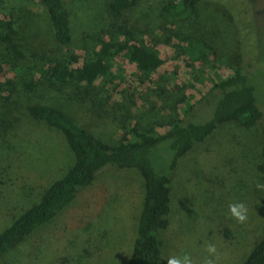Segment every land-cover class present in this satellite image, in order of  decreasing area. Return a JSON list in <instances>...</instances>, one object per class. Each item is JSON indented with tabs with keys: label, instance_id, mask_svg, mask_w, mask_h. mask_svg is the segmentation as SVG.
I'll use <instances>...</instances> for the list:
<instances>
[{
	"label": "rangeland",
	"instance_id": "obj_1",
	"mask_svg": "<svg viewBox=\"0 0 264 264\" xmlns=\"http://www.w3.org/2000/svg\"><path fill=\"white\" fill-rule=\"evenodd\" d=\"M172 0H143L130 28L156 50L161 66L143 76L127 58L116 57L113 73L121 94L108 98L103 81L78 86L72 96L49 101L78 120L96 138L116 146L122 138L162 130L189 117L210 120L214 100L206 96L218 76L237 68L247 74L264 111V0H201L193 16L165 22L161 7ZM105 0H67L72 39L59 45L40 0H0V21L14 20L16 35L37 39L41 60L58 59L71 69L86 68L99 40L108 33ZM176 35V36H175ZM203 39L217 51L207 62L192 60L188 41ZM76 58V62L71 60ZM0 89L14 79L10 59L1 62ZM82 92L81 101L75 96ZM123 92V93H122ZM68 98V99H67ZM90 98L92 104L85 99ZM96 105V106H95ZM197 108L183 117L182 108ZM15 133V132H14ZM0 146V232L73 163L64 137L46 125H25ZM264 120L249 130L226 124L178 163L171 182L170 227L163 234L160 264L190 256L193 264H240L264 232L262 165ZM171 153L164 145L150 154L158 173L167 174ZM251 192V195H248ZM144 186L133 169L104 168L94 182L52 221L37 229L0 264H127L137 237ZM243 203L247 220L238 222L229 205ZM214 245L216 253L209 254Z\"/></svg>",
	"mask_w": 264,
	"mask_h": 264
},
{
	"label": "trees",
	"instance_id": "obj_2",
	"mask_svg": "<svg viewBox=\"0 0 264 264\" xmlns=\"http://www.w3.org/2000/svg\"><path fill=\"white\" fill-rule=\"evenodd\" d=\"M200 1L172 0L161 7L160 15L168 23L186 20L194 15ZM40 2L46 10L55 42L68 45L72 30L67 0ZM142 4L143 0H105L108 33L105 39L98 41L84 69H71L66 62L56 58L44 62L36 38L16 35L13 19L0 21V72L1 62L5 59L11 60L16 71L5 91L0 89V146L14 143L8 134H16L24 122L30 127L46 125L61 134L73 155V163L66 173L46 188L37 203L22 210L0 232V263L37 229L68 207L80 190L94 182L99 172L110 167L136 170L143 179V205L137 237L127 264H160L164 247L162 236L170 227L172 175L178 163L223 125L235 123L249 130L263 122L264 111L256 103L254 90L247 84V74L241 68L235 69L230 76H218L206 94L214 100L210 120L196 124L191 117L183 118L158 133H139L132 128L135 139L130 141L124 137L116 146L96 138L78 120L49 104L50 100L64 96L74 98L72 91L75 88H91L98 81L104 82L102 92L108 98L121 94L118 87L122 83L112 71L115 58L119 56L127 58L145 77L156 72L162 63L158 52L130 28L133 14ZM187 43L192 60L205 63L209 56L220 57L203 39ZM71 60L76 62L75 57ZM79 95L83 93L75 96L76 101L82 100ZM86 101L87 104L94 103L90 98ZM196 108L194 105L182 108L183 117ZM161 145L171 153L167 174L156 172L150 159L151 152ZM261 150L263 161L258 170L264 183V143ZM262 193L264 195V189ZM240 264H264V232Z\"/></svg>",
	"mask_w": 264,
	"mask_h": 264
},
{
	"label": "clouds",
	"instance_id": "obj_3",
	"mask_svg": "<svg viewBox=\"0 0 264 264\" xmlns=\"http://www.w3.org/2000/svg\"><path fill=\"white\" fill-rule=\"evenodd\" d=\"M257 188L264 189V184H257ZM229 211L238 222L244 223L247 220V208L243 203L230 204ZM207 250L210 256L216 253L214 245H210ZM167 264H193V262L190 256L185 255L183 257H170ZM206 264H214V262L211 259H208Z\"/></svg>",
	"mask_w": 264,
	"mask_h": 264
}]
</instances>
